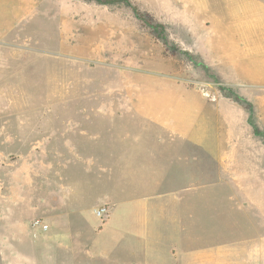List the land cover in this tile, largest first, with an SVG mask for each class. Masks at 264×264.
<instances>
[{
    "label": "rangeland",
    "instance_id": "rangeland-1",
    "mask_svg": "<svg viewBox=\"0 0 264 264\" xmlns=\"http://www.w3.org/2000/svg\"><path fill=\"white\" fill-rule=\"evenodd\" d=\"M131 1L170 48L129 6L0 0V264H155L150 229L142 251L96 209L112 199L120 225L136 199L138 216L167 217L152 194L189 183L181 245L264 264V135L249 121L251 105L264 134V0ZM204 167L209 183L240 170L242 186L202 188ZM178 253L164 264L200 262Z\"/></svg>",
    "mask_w": 264,
    "mask_h": 264
},
{
    "label": "crops",
    "instance_id": "crops-1",
    "mask_svg": "<svg viewBox=\"0 0 264 264\" xmlns=\"http://www.w3.org/2000/svg\"><path fill=\"white\" fill-rule=\"evenodd\" d=\"M152 154V153H151ZM154 155V154H152ZM206 165V164H205ZM198 180H203V184L206 185L202 188L207 189V187H212L218 185L223 186L225 184L231 183V185L235 187L242 186V180L241 176H244V173H241L240 170H236L234 168H220L216 171V176L218 177L217 180L208 181V169L206 167L200 168L197 172ZM224 176H231V179H225ZM190 177V172H189ZM190 182V179L188 183ZM227 186V185H226ZM183 189L181 190H167L166 189L155 192L152 194L153 203H151V207L155 208L156 201L161 202L167 201L168 206L171 204L173 206V211H170L167 217H158L157 214L154 216V219L152 218L149 220V216H146L145 214L142 216H138V210L140 207V203H137L136 199H129L127 200L128 205V212L125 213V215L121 216L120 225L117 224L115 221V213L117 211V203L114 202L112 199L107 198L105 204L107 205L110 210V215L107 221L103 225V232L111 235V237H114V239H117L120 241H129L130 245L135 247H138L142 251L144 250V243L147 241V237L149 236L147 234L148 230H151L152 236H149L154 240L155 246L158 250V252L155 254L156 259L158 261H153L155 264H164L166 261H169L173 256L177 254V251H179L178 254L180 255H192V256H198L199 257V264H209V255L206 250H198L195 249V251H189V248L192 246H182L181 243H185V239L187 237H183L185 233L182 234V232L186 231V221H184V215H180V211H176L175 206L181 203L182 201H186L188 199V196H185L186 193L189 192V195H191L192 191L195 190V187L189 184H184L182 186ZM198 188V187H197ZM170 191V192H169ZM231 194V197L229 198V206L230 208L235 211H239L238 209H235L233 206H231V203L234 200V195ZM191 197V196H190ZM192 198V197H191ZM151 199V198H150ZM192 200V199H191ZM189 200V201H191ZM172 201V202H171ZM188 201V202H189ZM102 205V206H103ZM144 206V205H143ZM100 207V206H99ZM145 207V206H144ZM148 207L150 208V203H148ZM166 208V206H163V210ZM150 210V209H149ZM162 210V211H163ZM146 211V210H145ZM182 217V218H181ZM152 225V227H151ZM149 227V228H148ZM163 227L162 229H159ZM179 232V234H177ZM181 233V234H180ZM209 233H212V231L207 229H201L200 234L199 230L196 231V233H192V235L188 236L189 240L194 241H202V239L209 238ZM216 233V232H215ZM219 233V232H218ZM217 234V233H216ZM222 234V233H221ZM218 234L215 236L217 237ZM72 241V238H71ZM73 242V241H72ZM153 242V243H154ZM194 245H197L194 243ZM168 247L169 252H167L170 256L166 257V253H164V250ZM154 248V247H153ZM264 248V247H263ZM182 250L184 252H182ZM212 262H210L211 264ZM216 264H228L222 262V259H218L217 255V261Z\"/></svg>",
    "mask_w": 264,
    "mask_h": 264
},
{
    "label": "trees",
    "instance_id": "trees-1",
    "mask_svg": "<svg viewBox=\"0 0 264 264\" xmlns=\"http://www.w3.org/2000/svg\"><path fill=\"white\" fill-rule=\"evenodd\" d=\"M89 1H95L99 4H106V5H118V6H129L132 8L135 16L142 22V24L149 29V31L153 34V36L159 40H161L163 42V44L166 46V48H170L169 46V38L166 32V27L164 25V23L159 22L157 20L154 19L153 15L150 14L147 11H143L141 10L137 5L133 4L131 0H89ZM174 49V48H173ZM187 53V51H186ZM199 64H201V62L199 61ZM237 100H240L242 102V98L239 96H236ZM248 107V105H247ZM251 105L249 107L250 109V117H249V121L251 122V124L254 126L255 129V133H257V135H264L259 129L258 127L255 125V123L253 122V115H252V109H251ZM264 137V136H263Z\"/></svg>",
    "mask_w": 264,
    "mask_h": 264
},
{
    "label": "built area",
    "instance_id": "built-area-1",
    "mask_svg": "<svg viewBox=\"0 0 264 264\" xmlns=\"http://www.w3.org/2000/svg\"><path fill=\"white\" fill-rule=\"evenodd\" d=\"M109 212H110L109 208L106 205H103V206L96 209V214L100 218H104V217L108 216ZM37 223H40V222H37ZM47 227H48V225H45V228H47Z\"/></svg>",
    "mask_w": 264,
    "mask_h": 264
}]
</instances>
